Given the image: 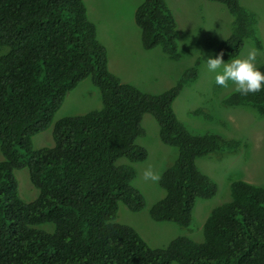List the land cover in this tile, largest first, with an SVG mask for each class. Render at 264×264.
Instances as JSON below:
<instances>
[{"label":"trees","instance_id":"1","mask_svg":"<svg viewBox=\"0 0 264 264\" xmlns=\"http://www.w3.org/2000/svg\"><path fill=\"white\" fill-rule=\"evenodd\" d=\"M224 4L233 17L230 35L208 41L224 61L246 40L256 48L257 16L239 0ZM144 49L159 47L180 60L177 22L165 0H141L134 12ZM199 59L170 89L149 94L122 82L108 67L106 46L88 18L84 0H0V264H264V187L232 180L230 199L214 207L203 240L186 236L151 247L130 225L116 221L119 207H145L133 185L136 170L119 163L145 160L136 144L144 114L159 139L177 149L163 170L165 191L149 210L155 221L187 227L196 200L212 198L216 184L196 159L233 151L240 140L194 134L177 118L173 101L198 77ZM90 77L102 107L53 122L68 91ZM227 106H249L264 117V63L255 66ZM52 127L51 146L35 149L33 137ZM27 169L36 197L25 201L15 171Z\"/></svg>","mask_w":264,"mask_h":264},{"label":"rangeland","instance_id":"2","mask_svg":"<svg viewBox=\"0 0 264 264\" xmlns=\"http://www.w3.org/2000/svg\"><path fill=\"white\" fill-rule=\"evenodd\" d=\"M88 18L96 25L99 40L106 46L109 69L122 82L130 83L149 94H160L173 87L182 74L199 59L198 77L184 86L173 101L180 122L194 134L216 133L240 140L233 151H218L196 159L199 170L217 186L209 199L196 200L191 224L187 227L171 221H155L149 215L153 204L164 196L159 177L176 158L177 149L161 142L159 126L151 114H144L141 126L145 134L136 144L147 150L145 160L130 162L136 177L133 185L145 197V207L132 211L121 204L116 221L135 228L151 247L163 248L170 240L186 236L203 240V225L211 210L230 199L232 180H244L264 187V117L249 106H227L224 100L240 89L247 74L264 63V0H239L241 6L257 16V35L262 47L246 40L240 54L229 60L219 59L208 41L220 42L231 32L233 20L227 7L209 0H165L177 22V44L182 57L172 60L159 47L146 50L134 12L141 0H84ZM102 107L99 89L90 77L68 91L53 122L70 115L84 114ZM52 127L33 137L39 149L51 146ZM18 189L25 201L33 200L37 190L27 169L15 171ZM177 264V263H172Z\"/></svg>","mask_w":264,"mask_h":264}]
</instances>
